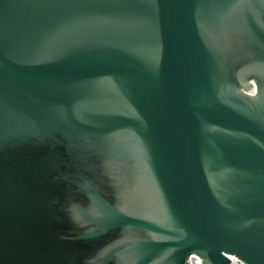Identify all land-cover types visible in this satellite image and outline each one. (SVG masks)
Masks as SVG:
<instances>
[{
	"label": "water",
	"instance_id": "1",
	"mask_svg": "<svg viewBox=\"0 0 264 264\" xmlns=\"http://www.w3.org/2000/svg\"><path fill=\"white\" fill-rule=\"evenodd\" d=\"M264 264V0H0V264Z\"/></svg>",
	"mask_w": 264,
	"mask_h": 264
},
{
	"label": "built area",
	"instance_id": "2",
	"mask_svg": "<svg viewBox=\"0 0 264 264\" xmlns=\"http://www.w3.org/2000/svg\"><path fill=\"white\" fill-rule=\"evenodd\" d=\"M186 264H205V263L201 257H199L196 254H192L188 257ZM231 264H243V263L238 258L233 257L231 259Z\"/></svg>",
	"mask_w": 264,
	"mask_h": 264
},
{
	"label": "bare ground",
	"instance_id": "3",
	"mask_svg": "<svg viewBox=\"0 0 264 264\" xmlns=\"http://www.w3.org/2000/svg\"><path fill=\"white\" fill-rule=\"evenodd\" d=\"M234 256H229L230 260L233 258Z\"/></svg>",
	"mask_w": 264,
	"mask_h": 264
}]
</instances>
